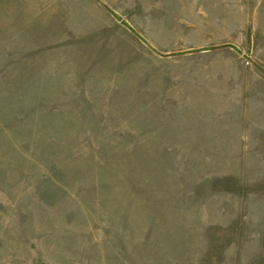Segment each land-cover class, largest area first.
Wrapping results in <instances>:
<instances>
[{
  "label": "rangeland",
  "instance_id": "374dc122",
  "mask_svg": "<svg viewBox=\"0 0 264 264\" xmlns=\"http://www.w3.org/2000/svg\"><path fill=\"white\" fill-rule=\"evenodd\" d=\"M0 264H264V0H0Z\"/></svg>",
  "mask_w": 264,
  "mask_h": 264
}]
</instances>
